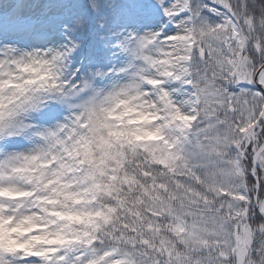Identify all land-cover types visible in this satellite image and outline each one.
Segmentation results:
<instances>
[{
  "label": "snow or ice",
  "instance_id": "6c2138e0",
  "mask_svg": "<svg viewBox=\"0 0 264 264\" xmlns=\"http://www.w3.org/2000/svg\"><path fill=\"white\" fill-rule=\"evenodd\" d=\"M0 264H264V0H0Z\"/></svg>",
  "mask_w": 264,
  "mask_h": 264
}]
</instances>
